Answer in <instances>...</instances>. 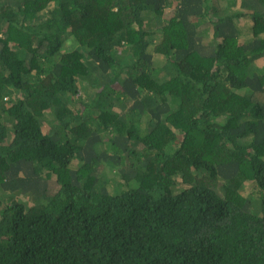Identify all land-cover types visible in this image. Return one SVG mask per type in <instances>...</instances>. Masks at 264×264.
<instances>
[{
    "label": "trees",
    "instance_id": "trees-1",
    "mask_svg": "<svg viewBox=\"0 0 264 264\" xmlns=\"http://www.w3.org/2000/svg\"><path fill=\"white\" fill-rule=\"evenodd\" d=\"M0 264H264V0H0Z\"/></svg>",
    "mask_w": 264,
    "mask_h": 264
},
{
    "label": "rangeland",
    "instance_id": "rangeland-1",
    "mask_svg": "<svg viewBox=\"0 0 264 264\" xmlns=\"http://www.w3.org/2000/svg\"><path fill=\"white\" fill-rule=\"evenodd\" d=\"M246 22V23H245ZM247 23H249L248 21H244V23L243 24H245V27L247 26ZM151 36V35H150ZM149 36V38H152L154 41H156V39L158 38V35L156 34V33H153V36H151L150 37ZM152 43H154L153 41H152ZM68 46H70V45H72V44H67ZM183 186H185V185H183Z\"/></svg>",
    "mask_w": 264,
    "mask_h": 264
}]
</instances>
